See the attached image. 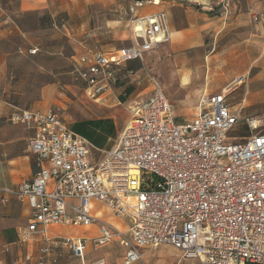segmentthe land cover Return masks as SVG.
Listing matches in <instances>:
<instances>
[{
    "label": "built area",
    "instance_id": "obj_1",
    "mask_svg": "<svg viewBox=\"0 0 264 264\" xmlns=\"http://www.w3.org/2000/svg\"><path fill=\"white\" fill-rule=\"evenodd\" d=\"M146 4L128 1L124 17L131 44L116 59L86 50L72 62L71 74L89 99L111 93L126 62L140 61L170 40L163 12L139 14ZM0 22L12 24L8 17ZM227 94L206 95L197 113L180 121L155 86L146 100L128 108L113 148L97 161L90 158L93 146L67 128L61 108L11 115V125L31 132L26 148L36 167L30 181L13 191L0 189L26 200L31 211L20 245L44 235L48 225L97 224L98 237H68L62 244L81 261L87 246L99 249L117 236L125 248L122 264L139 262L142 250L163 245L199 264H264V129L259 119L244 118L248 136L227 143L240 120L229 110ZM92 202L127 220L128 236L92 217ZM6 203L0 196V206ZM49 252L48 245L39 250L40 264Z\"/></svg>",
    "mask_w": 264,
    "mask_h": 264
},
{
    "label": "rangeland",
    "instance_id": "obj_2",
    "mask_svg": "<svg viewBox=\"0 0 264 264\" xmlns=\"http://www.w3.org/2000/svg\"><path fill=\"white\" fill-rule=\"evenodd\" d=\"M128 1L48 0L45 10L19 14L14 22L21 34L15 37V46L0 47L9 54L6 65L0 69V92L5 91L4 95L14 106L31 111L56 104L58 92L65 93L73 102L79 101L80 85L70 73V57L85 49L107 52L126 47L124 12ZM170 1L159 0L166 4ZM228 1L231 2L228 20L217 35L213 32L214 24L205 21L201 24L206 25L204 28L179 33L177 38L171 37L146 54L144 65L169 98L178 118L191 119L195 108L190 110L182 103L197 100V91L207 82L213 92H219L220 85L221 89H227L231 111L239 112L242 122L247 117L259 119L263 130L264 0ZM15 5L16 0H12L11 9H15ZM189 34L194 39L185 47L183 41ZM32 49L35 52L31 54L28 51ZM132 64L142 69L139 60ZM242 75L245 83L236 84V78ZM210 90L208 87L207 91ZM246 91L249 96L242 104ZM257 95L262 102L255 99ZM241 124L228 134L227 143L238 142L247 135ZM3 217L13 228H8V233L0 238V264H23L25 246H13L5 253L3 248L15 240V229L27 221L25 218L19 221L17 212ZM3 228L1 225L0 230ZM63 233H71V230L64 229ZM147 258V263L152 264L150 256ZM179 260L181 254H178L177 262ZM182 264L199 263L188 259Z\"/></svg>",
    "mask_w": 264,
    "mask_h": 264
},
{
    "label": "crops",
    "instance_id": "obj_3",
    "mask_svg": "<svg viewBox=\"0 0 264 264\" xmlns=\"http://www.w3.org/2000/svg\"><path fill=\"white\" fill-rule=\"evenodd\" d=\"M146 1H148V4L141 9L139 14L146 15L163 12L167 20L170 39L171 37L172 39L173 37L177 38L176 35L179 33L195 32L196 30L204 28L206 25L202 26L201 24L205 21L213 23L215 28L213 32L218 34L220 30L223 29V26L226 25L228 20L227 15L231 5V2L228 0H172L167 4L166 2H159V0ZM47 2L48 0H16L15 9H11L12 0H0V21L5 17L12 20V24L7 27H4L2 22H0V47L1 45L6 46L10 44L15 46V37L21 34L17 24L14 22L15 17L19 14L45 10L48 6ZM127 23L128 19H126L125 25L128 35V45H126V47L131 44ZM217 29L219 30L216 31ZM193 39L194 36L189 34L185 37L183 45L188 47ZM121 48L110 49L107 52H98L102 53L107 60L111 61L116 59L118 50ZM17 49L20 51L19 47H17ZM85 50L82 52L79 51V54L76 53L71 55L69 65L70 73L72 71V62H74L80 54L85 52ZM30 51L32 50L28 52ZM148 53L149 52L144 53L142 59L139 61L142 69L132 64V62H136L137 60L126 62L124 67L117 72L118 83L111 93L99 96L96 100H91L86 95L83 83L76 81L80 85L79 91L81 98L79 101L73 102L65 93L58 92L55 97V100H57L56 104L49 105V107L45 109L33 111L46 112L49 108L54 106L61 108L63 120L67 128L79 137L86 139L89 144L93 146L90 158L97 161L105 152L113 148V145L122 131L121 129L129 119L128 108L134 103L146 100L149 95L154 92L155 86L162 90L159 83L150 76L145 68L144 61ZM8 56V53L0 50V69L6 65ZM205 60H207V57H205ZM142 76L143 78H141ZM239 79L242 80L240 81ZM243 81L244 76L242 75L236 78L235 83L244 84L245 82ZM208 87L210 90V86H208L206 82L204 88L197 91L199 94L198 99L184 102L182 106L190 108V110L195 108L194 112L197 113L199 101L203 97L206 95H218L224 90V88L221 89L220 85L219 92H213L211 90L209 92L207 91ZM4 94L5 91L0 92V189L13 191L23 181H30L32 179L36 167L33 155L26 148L27 142L31 137V132H28L19 125H11L9 122L10 116L17 113V111H33L14 106L7 100ZM246 94L247 91L244 92L243 98L241 99L242 104L246 102L249 96ZM164 96L166 97L165 94ZM258 97L259 95H257L255 99L262 102ZM166 98L172 106L176 119L180 121L190 120L178 118L174 106L169 98ZM229 110L231 111L230 107ZM231 112L234 115L239 114V112ZM239 124L246 128L242 120L238 121L235 128ZM260 127L262 128V126ZM246 134L247 135L240 137L238 142L235 140L234 143H239L248 136L247 128ZM0 196L7 197V203L4 206H0V226L3 225L4 227L3 231L2 229L0 230V238L3 237V234L8 233V228H13L10 227V221L3 220L4 214L8 215L17 212L19 214V221H23V218L27 221L25 225L15 229V240L5 244L3 248L5 253L9 252L10 248L12 249L13 246H25L27 253L24 257L25 261L23 264H40L39 250L45 245L49 246L50 252L47 256L43 257V264H94V262L100 259H103L108 264H122L125 256V248L120 244V240L117 236L113 238L111 243L99 249H93L91 244L87 246L84 252V261L74 257L70 249L62 244L61 240L68 239V237H85L90 239L98 237L100 232L99 225L97 224L83 227L73 225H48L44 235L36 233V235L30 237L27 243L20 245L18 236L21 231L27 227L31 219V211L28 203L26 200L18 201L16 197L12 195L0 194ZM90 209L92 217L98 220V222L100 221L101 223L107 224L113 230L128 236L130 224L127 220L114 217L113 213L100 202H92ZM64 229H70L71 233H63ZM33 251L35 252L33 253ZM178 254L179 253L169 245H163L158 248H147L141 251V255H143L142 259L134 264H148L147 257L149 256L152 264H182L188 260L181 257V260L177 262Z\"/></svg>",
    "mask_w": 264,
    "mask_h": 264
},
{
    "label": "bare ground",
    "instance_id": "obj_4",
    "mask_svg": "<svg viewBox=\"0 0 264 264\" xmlns=\"http://www.w3.org/2000/svg\"><path fill=\"white\" fill-rule=\"evenodd\" d=\"M225 92H229L227 89H224Z\"/></svg>",
    "mask_w": 264,
    "mask_h": 264
}]
</instances>
